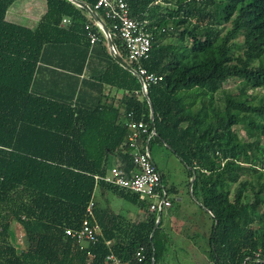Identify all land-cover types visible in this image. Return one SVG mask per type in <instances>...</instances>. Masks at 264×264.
<instances>
[{"label": "trees", "instance_id": "obj_1", "mask_svg": "<svg viewBox=\"0 0 264 264\" xmlns=\"http://www.w3.org/2000/svg\"><path fill=\"white\" fill-rule=\"evenodd\" d=\"M18 1L0 0V264H105L109 253L122 264H165L163 211L103 180L112 167L125 177L135 169L130 120L154 131L149 153L157 139L186 166L192 197L211 221L209 264H264V0H176L174 9L132 1L131 17L146 20L152 37L139 65L161 77L147 98L85 9L46 0L30 28L6 19ZM79 1L137 71L97 0ZM230 82L235 92L225 90ZM109 194L144 216L116 212ZM86 218L101 236L81 247L65 231Z\"/></svg>", "mask_w": 264, "mask_h": 264}, {"label": "built area", "instance_id": "obj_2", "mask_svg": "<svg viewBox=\"0 0 264 264\" xmlns=\"http://www.w3.org/2000/svg\"><path fill=\"white\" fill-rule=\"evenodd\" d=\"M132 1L134 0H97L95 9H102L106 17L110 20L113 31L125 47L128 61L139 65L140 62L149 58L152 48V37L147 31L146 26L148 22L146 20L131 17L130 3ZM66 22V20H63V23ZM95 24L102 31L96 22ZM109 37L112 39L110 33ZM96 40L97 37L92 34L90 36L91 43H94ZM135 72L141 79V91L145 96L149 84H155L161 81V77L148 73L140 65ZM126 125L131 132L128 136V148L131 149V159L135 169L129 177H125L124 172L120 168H112L109 176H106L103 180L107 184L137 194L143 201H148L150 212L167 210L171 207L169 195L161 186L160 174L156 171L152 163L148 149V141L154 135V131L152 130L150 133L148 126L142 121L130 120L127 121ZM98 180L100 178L96 177V181ZM93 206V199H91L86 209V215L88 217L93 218ZM87 219L84 220L79 229H67L65 231V234L74 238L81 247L89 243H95L98 237L101 236L100 226L96 222L94 223V221L90 223ZM109 244L110 242L108 241L107 245ZM136 257L138 261L144 259L142 250L136 253ZM105 264H122V261L114 254L109 253L105 258Z\"/></svg>", "mask_w": 264, "mask_h": 264}, {"label": "rangeland", "instance_id": "obj_3", "mask_svg": "<svg viewBox=\"0 0 264 264\" xmlns=\"http://www.w3.org/2000/svg\"><path fill=\"white\" fill-rule=\"evenodd\" d=\"M175 1L161 0L158 5L174 9ZM14 6L18 9L24 7L23 10L31 13L29 15L30 22H17L30 28L36 26L45 12L41 0H19ZM236 85L237 82H230L225 85V90L235 92ZM258 93H263V91H258ZM240 128V126L235 127V129ZM240 133L244 134L243 131ZM150 156L162 175L164 186L169 189V199L172 204L169 209L162 212L161 216L159 215L162 227L168 233L169 238L163 262L165 264H209L205 252L208 251L207 239L211 221L196 199L199 196L192 197V179L188 178L186 166L157 139H152L150 143ZM111 162L113 164L114 161ZM107 176H109V172ZM105 199L113 210H119L118 213L123 216L126 215L133 220L144 216L141 211L132 213L136 207L111 194L107 195ZM13 228L17 239L23 243L20 227L14 223Z\"/></svg>", "mask_w": 264, "mask_h": 264}, {"label": "water", "instance_id": "obj_4", "mask_svg": "<svg viewBox=\"0 0 264 264\" xmlns=\"http://www.w3.org/2000/svg\"><path fill=\"white\" fill-rule=\"evenodd\" d=\"M72 3H75L76 5L82 7L83 9H85L93 18V20L100 26V28L102 29L104 35L107 37V41H108V47L110 50L111 55L113 56V58L115 59V61L121 65L123 68H125L126 70H128L131 74H133L134 76L137 77V79L139 80V82H141V79L139 76H137L136 72L115 52V47L113 44L112 39H110L109 37V32L106 28V26L104 25V23L99 19V17L96 15V13L91 10L85 3L79 1V0H69ZM147 98V96H145ZM150 118L151 120H153V110L150 106ZM157 226V224H156Z\"/></svg>", "mask_w": 264, "mask_h": 264}, {"label": "crops", "instance_id": "obj_5", "mask_svg": "<svg viewBox=\"0 0 264 264\" xmlns=\"http://www.w3.org/2000/svg\"><path fill=\"white\" fill-rule=\"evenodd\" d=\"M42 1V7L45 9V1L46 0H41ZM17 3V2H16ZM15 3V4H16ZM44 3V4H43ZM41 4V3H40ZM25 9L24 7L22 9H18V8H15L14 4L9 8L8 12H7V16H6V19L11 22V23H15V24H18L17 22L18 21H28L30 22L31 19L30 18V14L29 12L23 10ZM24 11V12H23ZM20 25V24H19ZM40 81V84H45V79L43 77H41L39 79ZM166 188V187H165ZM167 189V188H166ZM169 190V189H167Z\"/></svg>", "mask_w": 264, "mask_h": 264}, {"label": "clouds", "instance_id": "obj_6", "mask_svg": "<svg viewBox=\"0 0 264 264\" xmlns=\"http://www.w3.org/2000/svg\"><path fill=\"white\" fill-rule=\"evenodd\" d=\"M146 96H147V94H146ZM144 97H145V95H144Z\"/></svg>", "mask_w": 264, "mask_h": 264}]
</instances>
